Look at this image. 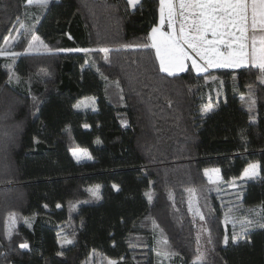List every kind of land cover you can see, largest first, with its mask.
Segmentation results:
<instances>
[{
  "label": "trees",
  "instance_id": "16d2710c",
  "mask_svg": "<svg viewBox=\"0 0 264 264\" xmlns=\"http://www.w3.org/2000/svg\"><path fill=\"white\" fill-rule=\"evenodd\" d=\"M141 5L0 0V49L18 53L0 57V264H264V177L239 184V206L259 219L235 243L222 198L248 165L264 173L258 71L160 72L159 0ZM33 33L51 51H28ZM76 48L93 51H58ZM88 97L94 108L75 107Z\"/></svg>",
  "mask_w": 264,
  "mask_h": 264
},
{
  "label": "snow or ice",
  "instance_id": "6c2138e0",
  "mask_svg": "<svg viewBox=\"0 0 264 264\" xmlns=\"http://www.w3.org/2000/svg\"><path fill=\"white\" fill-rule=\"evenodd\" d=\"M26 3L28 6L36 5L47 9L51 0H26ZM127 3L133 10L142 6L141 0H127ZM159 15V26L152 29L149 38L150 47L155 49L156 59L159 61L160 72L167 73L169 76L184 72L187 70V62L190 61L192 69L197 74L208 72L209 69L257 70V78L264 84V0H159ZM165 26L168 31L164 30ZM33 27L23 22L19 23V28L24 32L31 33ZM31 38L32 43L29 44L28 51H32L33 46L37 44L51 51L39 36L33 33ZM7 43L8 40H5V44ZM143 47H149V45H143ZM58 51L87 54L93 50L76 48ZM99 51L107 56L109 49L100 48ZM0 55H5L3 49H0ZM10 55L14 57L18 53L12 52ZM117 87H119L118 82ZM251 97L250 91L249 98ZM92 102L94 103V98ZM251 103L255 104V100L251 99ZM81 106L87 105L84 102L75 105L77 108ZM210 110L211 106L204 109L205 112ZM73 155L77 156V153L74 152ZM80 158L92 159L86 151L81 152L78 156V159ZM259 169V164H250L244 170L241 179L259 176ZM218 174L219 169L205 172L210 183H215L213 175L218 178ZM113 187L116 186L113 185ZM98 191L97 188L92 191V194L97 195ZM197 214L200 215L201 220L204 219L202 214L199 212ZM9 222L15 223L14 214L10 215ZM253 223L247 219L242 222L240 238H243V233ZM260 227H264V223H260ZM6 239L11 241V233H6ZM237 239L236 235L232 236L234 243ZM228 240V236L225 235L223 243L227 245ZM65 243L70 245L73 241L65 238ZM164 243L167 244V240ZM19 247L29 250L27 243H22ZM205 261L206 258L200 256L194 264H205Z\"/></svg>",
  "mask_w": 264,
  "mask_h": 264
},
{
  "label": "rangeland",
  "instance_id": "374dc122",
  "mask_svg": "<svg viewBox=\"0 0 264 264\" xmlns=\"http://www.w3.org/2000/svg\"><path fill=\"white\" fill-rule=\"evenodd\" d=\"M151 32H152V30L149 33V37L151 36ZM16 35H17V32L14 33L9 38L8 43L12 44L15 41V39H16L15 38ZM150 44H151V40L149 38V45ZM8 45H10V44H8ZM2 49L4 50L5 55H0V57H11L10 53H12V52L9 51V47L6 46V47H4ZM153 50L155 51V49H153ZM188 62L191 64L190 61H188ZM207 81L208 82H213L214 79L211 78V79H208ZM81 102H84L87 106H81L78 109L94 108V103L92 102V97H88V98L82 99L77 104H80ZM208 106H211V105H205L203 107V111ZM211 108H212V106H211ZM82 151H86L88 153V151L84 150V149L74 150L72 152V155H73L74 152H76L77 156L73 155V157L76 160H78V161H80V160H88L87 158L78 159V156L81 155ZM252 164H256V163H252ZM248 166L246 168H248ZM212 169H216V168H212ZM212 169H207L206 171L210 172ZM206 171H204V175H205ZM243 173H244V171H243ZM243 173L241 174V176H240V178L238 180H231L229 183L225 184L226 185V189L224 190V196L222 197L225 200L223 205H224V207H226V210L223 212V224H224V226H228V228H230V230L233 232V235H236L238 238H240V236H241L242 222L244 220H246V219L247 220H251V221L254 222L253 224H255L256 220L259 219V214L258 213L254 212V211H253V213L252 212L247 213V211L244 212L243 208L239 206L241 192H236V191H238L240 189L239 188V184L241 182L249 180V178L241 179V177L243 176ZM258 177H264V173L260 171V175L256 176V177H253V178H258ZM205 178L209 182V177L205 175ZM253 178H251V179H253ZM213 179L215 180V183H210L209 182L211 185L212 184L213 185H217L218 183H220L221 182L220 174H218V178L215 175H213ZM230 209H231V211H229ZM226 217H227V222H226ZM156 260L161 261L162 257H159V258L157 257ZM110 262H112V264H115L114 260H110L109 263Z\"/></svg>",
  "mask_w": 264,
  "mask_h": 264
},
{
  "label": "crops",
  "instance_id": "0c3cea01",
  "mask_svg": "<svg viewBox=\"0 0 264 264\" xmlns=\"http://www.w3.org/2000/svg\"><path fill=\"white\" fill-rule=\"evenodd\" d=\"M159 19H160V15H159V18H158V22H157V24L154 26V27H158L159 26ZM153 27V28H154ZM152 28V29H153ZM151 29V30H152ZM165 31H168V29H167V26H165V29H164ZM188 67H190L191 69H192V67H191V64L189 63V62H187V68ZM193 70V69H192ZM209 70H215V69H209ZM228 70H237V69H228ZM194 71V70H193ZM195 72V71H194ZM180 73H182V72H179V73H177V74H180ZM167 74V73H166ZM176 75V74H175Z\"/></svg>",
  "mask_w": 264,
  "mask_h": 264
}]
</instances>
